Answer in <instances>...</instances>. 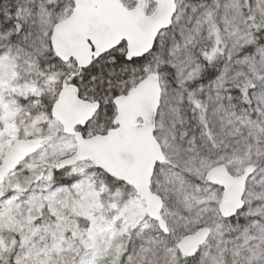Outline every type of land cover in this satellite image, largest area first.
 Returning a JSON list of instances; mask_svg holds the SVG:
<instances>
[{"label": "snow or ice", "instance_id": "obj_1", "mask_svg": "<svg viewBox=\"0 0 264 264\" xmlns=\"http://www.w3.org/2000/svg\"><path fill=\"white\" fill-rule=\"evenodd\" d=\"M0 264H264V0H0Z\"/></svg>", "mask_w": 264, "mask_h": 264}]
</instances>
